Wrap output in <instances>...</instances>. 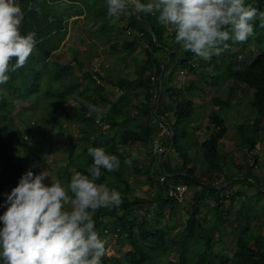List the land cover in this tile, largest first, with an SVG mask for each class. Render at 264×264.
<instances>
[{
    "label": "trees",
    "instance_id": "16d2710c",
    "mask_svg": "<svg viewBox=\"0 0 264 264\" xmlns=\"http://www.w3.org/2000/svg\"><path fill=\"white\" fill-rule=\"evenodd\" d=\"M81 1L18 0L19 6L24 13L20 27L21 34L26 35L29 32H35L37 48L35 53L38 54V57L35 59V56L32 55L31 61H27L24 67L15 71L19 79L18 82L9 80L6 84L0 85V118H3L7 109L13 106V99L39 103L43 99L55 97L57 101L64 103L66 95L74 94L88 104L95 105L96 111L90 112L81 102L76 111H67L73 120H80L83 125L79 129L77 141V147L81 151L80 156L78 153L77 164L73 162V158L69 154L71 152V145L67 146V165L71 163L75 165H73V174L75 172L87 174L86 169L93 163V158L88 155V149L90 147H102L106 152L117 155L123 160L130 159L132 161V171L144 173L145 182L151 184L154 181L157 184L158 188L153 196L146 199L139 198L134 194V187L128 178L125 177L124 172H108L102 169L103 174L97 183H106L110 188H115L121 192L122 203L118 207L111 206L97 210L93 216L95 230L102 236V231L105 228L111 231L118 229L120 234L119 239H117L118 246L121 248L124 244L130 246L128 251H122L120 248H117L114 255L109 257L104 256L102 264H160L159 261H161L162 256L172 251L175 246H177L179 251L177 257L174 260L165 261V264H264V235L254 236L251 230L252 222H262L264 220V203L259 205V213L257 215L248 209L249 206L244 200L241 201L235 210L233 218L236 222L237 235L234 238L232 246L235 255L234 258L230 259L226 255V253L230 252V248H223L220 239H217V242L214 240L217 226L226 222L230 217V214L222 208L225 199V195L222 194L224 187L204 182L200 176L195 175L194 169L189 167L192 160L191 157L187 152L180 154L179 147L176 145L177 136H185L182 131L178 132V125L189 123L194 112L193 101L185 96V93L190 91L194 86L192 87L191 83L186 87L177 88L172 83L178 69H186L192 73L195 72V67L192 65L194 53L185 51L182 45L175 42V33L169 35L166 28L158 22V13L125 15L124 23L114 27L118 34L130 31V34H126L127 36L121 40L120 50L132 54L135 48L142 46L144 56L138 69L140 72L137 73L135 79L129 80L126 77L117 79L116 81L108 79L110 83H115L116 86L125 88V92L112 101L106 95L103 85L105 79L100 77V75L94 74L96 76L95 79L92 73L88 71L84 72L83 78L88 79V82L83 85L82 81L77 79H67L73 69L70 63L56 65L48 60L50 54L57 50L64 39L69 19L72 17L92 10V14L96 15L93 21V25L96 26L95 31L105 32L110 29L111 18L107 15V0H100L101 5L95 9L92 7L95 0L88 2L87 7L80 5ZM59 2L63 4V8L61 10L54 9V3ZM141 2L147 3V0H141ZM246 4L253 5L258 9V12H264V0H246ZM260 21L261 17L259 15L253 21V40L255 45L258 44L256 52L249 51L248 56L245 57V55L243 58V54L238 50L233 52V54L223 57L225 61H227V57H231L230 62L224 64L223 71L225 78L230 79L232 84L228 87L224 98L213 96L211 99L213 106L222 109L229 106L231 100L235 97V92H237V89H240L241 85H245L252 90L250 105L255 112V116L248 122L238 123L235 130L239 145L251 155L253 164L250 166L246 165L241 175H226L225 161L227 160V156L220 151L219 141L225 135L227 127L224 118L218 110H211L208 113V125L206 129L209 133L200 143V146L204 165L203 173H207L208 175L224 174L225 182H247L249 186L255 188L258 194L264 195L263 182L259 174L253 171V166H256L258 163V157L252 153L264 130V27H260ZM172 43H175L179 54H177V51H172L174 49L171 45ZM229 43L230 49L233 45L245 46V44ZM116 47L117 45L114 44L113 49ZM230 49L226 51L229 52ZM162 51L167 53V58L159 63L155 59L154 54ZM14 62L15 60H13ZM221 62L223 60H220ZM147 65L154 68V71L151 74L145 75L143 71L146 70ZM26 76L30 78V85H25L23 81V78ZM152 76L156 78L157 83L159 80L161 82L162 97L165 95L175 106L172 113L174 128L172 147H174L175 151L179 152L182 159L180 164L171 166L169 161L167 162L170 152L163 156L157 166L159 174L167 173L169 177L163 185L158 183L154 178L149 167L150 164L140 166L123 149L118 152V147L114 141H111L106 146L98 145V139L104 133L102 134L100 127L95 122L99 117V120L107 124L108 128L114 132L118 131L119 138L117 143L120 145L134 142L147 145L154 135L155 127L151 125H144L139 128L126 126L132 120L128 109L130 97L127 91L136 88H141L145 91V101L141 106H137V116L146 114L150 119L151 109L153 108L149 92V88L153 85ZM101 104L103 105L102 111L99 109ZM158 113L162 114L160 104ZM47 116L61 129L59 114L53 111L47 114ZM39 127L41 126L39 125ZM23 131L19 128L14 130V143L12 141L11 145H8L0 135V169L4 176L0 179V197L3 194L10 193L17 186L21 176L29 169L33 171L34 175L41 172V167L38 164L40 155L38 142L42 138V131L39 130L38 135H35L33 134L34 130L32 131L31 127L27 126L26 134L28 137H23ZM184 133H187V130L184 129ZM29 140H33V143H30ZM16 143H20L21 153L16 151ZM70 174L64 168L59 179L61 180V177L64 176L66 183H69L71 180ZM113 179H116L118 183L114 184ZM170 179L175 183H183L187 186L195 187L191 195V202H187L186 204L188 206L187 218L184 223L183 234L178 240L170 239L166 224H162L159 217L160 211L166 207H168V216L172 217L175 205H179L173 199L163 194L164 187L173 183ZM143 202L154 204L153 221L144 218L140 219L135 213L134 207ZM205 202L211 205V211L215 214L212 225L207 228L202 226L201 223V221H205V218L201 217L202 205ZM118 210H122L121 213H117ZM5 211L6 206L0 205V215H3ZM2 227L3 225L0 223V228ZM191 241L194 244L193 248L190 247ZM214 245L217 246V252L214 251ZM0 264H2V261H0Z\"/></svg>",
    "mask_w": 264,
    "mask_h": 264
},
{
    "label": "clouds",
    "instance_id": "9594fccd",
    "mask_svg": "<svg viewBox=\"0 0 264 264\" xmlns=\"http://www.w3.org/2000/svg\"><path fill=\"white\" fill-rule=\"evenodd\" d=\"M138 13H158V22L175 33V42L205 60L229 50V42H247L254 35L253 21L258 15L260 27H264V12L246 0H107L109 18ZM23 16L18 0H0V85L9 81L10 73L24 67L35 50V32L21 34ZM151 78L153 85L160 82ZM161 98L162 93L159 102ZM81 103L90 112L96 111L95 105ZM105 130L100 128L102 134ZM88 155L93 163L87 174L75 172L67 184L59 179L45 184L50 177L47 170L34 175L29 169L16 187L4 194L6 211L0 215L2 264H102L107 241L95 230L93 216L101 208L118 207L122 193L97 181L102 169L118 171L121 161L102 147H90ZM124 163L131 166L132 161L125 159ZM226 255L234 258L232 252Z\"/></svg>",
    "mask_w": 264,
    "mask_h": 264
},
{
    "label": "rangeland",
    "instance_id": "374dc122",
    "mask_svg": "<svg viewBox=\"0 0 264 264\" xmlns=\"http://www.w3.org/2000/svg\"><path fill=\"white\" fill-rule=\"evenodd\" d=\"M63 8L62 3H54V9L58 10ZM73 18L69 19L68 22V28L69 31H71L73 27ZM245 46H234L230 49L228 52L229 54H233V52H236L239 50L241 54L247 57L249 51L256 52L257 45H255V42L253 40V36L249 37L247 42L243 43ZM239 47V49H238ZM241 47V48H240ZM37 51L36 45L35 50L32 53V55L35 56V59H37L38 54L35 52ZM225 51L223 52V55H216V59L218 60V65H221V63L224 62H230V57H227V61L224 60L223 57H225ZM31 55V56H32ZM31 56L28 59V61H31ZM73 54L71 53L70 49H61L52 52L49 56L50 61L57 65H61L63 63H70L72 67L75 69H72V71L69 73V77H67L68 80L77 79L79 81H82V83L86 84L88 82V79H83V71L84 67L85 69H88V66L97 60V58L92 57L91 59H88V52L85 51L76 58L81 61L82 69L80 66H78V63L74 60ZM220 59L223 60V62L220 63ZM100 60V59H99ZM202 64V62L200 63ZM203 69V70H202ZM103 71V70H102ZM201 72V73H200ZM219 75L217 78L213 80V78L210 79L209 75L210 73H207L205 71V68H201L200 71L198 70V73H196V81L195 84H197L198 87H195V89L190 90L187 93V96L193 100V106H194V112L192 114V118L190 119L189 123H183L187 126V134L185 137H180V135L177 136V144L179 147L180 154L188 153L191 157V163L189 164V167H192L194 169V173L197 176H200L201 180L204 182H208L210 184L219 185L224 187L222 194L225 195V199L223 201V209L226 210L230 217L228 220L220 225L217 226L216 231L214 233V240L217 242V239L221 240V245L223 248L229 247L230 252H232L235 255V251L232 250L233 241L234 238L237 235V229H236V222L234 220V213L235 210L240 205L241 201L244 200L247 205L249 206V210L256 215L259 213L258 208L259 205H262L264 203V195L258 194L257 191L253 186H249L247 182H225L224 181V174L223 175H216L211 174L208 175L207 173H203L204 171V165L202 161V155H201V146L200 143L208 136L209 131L206 129L208 125V113L211 110H218L222 117L225 119L226 125L228 126V134L225 135L224 139L220 140L219 149L223 153L226 154L227 160L225 161V173L227 174H236L241 175L243 174L245 170L246 165H252L253 159L249 153L246 152L244 148H242L238 143V138L235 133V128L238 123H242L243 121L248 122L249 120L253 119L255 116V112L253 108L250 105L251 99H252V90L247 88L245 85H241L240 89H237V92H235V97L231 100V105L229 107H224L222 109H218L217 107L213 106L211 99L213 96H221V98H224L227 94L228 87L232 84L231 80L226 79L224 76V71H222V67L220 66L218 69ZM11 81L18 82L19 79L15 72H12L9 74ZM190 77H194V73L190 72ZM209 77V78H208ZM85 78V77H84ZM83 79V80H82ZM23 81L25 85H30V78L28 76L23 78ZM189 80H187V83ZM215 82V83H212ZM190 83V82H189ZM93 87V85H92ZM116 92L111 90L109 91V95L112 99L115 98ZM80 98H76L75 95H72L70 97L69 95L65 96V102H59L55 97H49L47 99H43L37 102H29V101H22L18 99H13V106L9 107L4 114L3 118H0V135L1 137L6 141L8 145L12 144V141L14 143L13 139V132L15 129L19 128L24 130L23 131V137H28L26 134V128L27 126L31 127V130L33 131V134L38 135V131H42V138L38 142L39 145V159L38 164L41 167V171L47 170L49 173V178H47L44 183L50 185L51 180H57L59 179V176L62 175L64 168L69 172V174L73 175L74 171V164L71 163L67 165V157H68V150L67 146H70L71 152L69 153L72 157L75 156L76 164L78 160V155L73 156V152L76 154L78 143V137H79V129L82 128V122L80 120H73L68 112H74L78 108V104H80ZM129 113H132L133 115H137L136 107L129 106ZM103 110V105H100V111ZM55 111V113L59 114V123L61 124V129L57 127L55 123H53L47 116V114L52 113ZM136 111V112H134ZM22 116V117H21ZM24 117V118H23ZM39 125L41 127H39ZM182 125V123H181ZM179 126V125H178ZM179 129V127L177 128ZM106 131H109L106 133ZM113 131V130H112ZM111 130L108 128L104 131V135L101 139L108 138L107 134H109ZM192 133V134H191ZM118 135L117 133H114ZM261 137L259 140V143L262 145V149L264 150V132L261 133ZM34 135V136H35ZM33 136V137H34ZM192 136H194V139H192ZM107 140V139H105ZM30 143H33V140H29ZM263 142V143H262ZM259 143H257L259 145ZM166 145V141H165ZM134 145V143L122 145V149L125 151V153L130 154L133 159L137 161V164L140 166L144 163L142 160H144L142 157H146V153L144 151H140V149H137V146ZM167 146V145H166ZM16 151L18 153H21V145L20 143L15 144ZM125 147V148H124ZM262 149L260 148V145L253 150V154L258 157V163L256 166H253V171L257 172L261 178V181L263 182L264 186V156L261 154ZM144 154H143V153ZM170 154L167 157V162L169 161V164L171 166H174L175 164H180L182 162V159L180 158L179 152L174 150V147L172 150L169 151ZM168 152V153H169ZM167 153V154H168ZM153 155V154H152ZM151 155V156H152ZM154 156V155H153ZM149 158V157H146ZM73 159V162L75 161ZM157 159V158H156ZM153 158V161L156 160ZM143 163V164H142ZM67 165V166H66ZM74 165V166H73ZM235 165V167H234ZM66 166V167H65ZM132 167L127 165L126 171H124V175L128 180L130 181L131 185L134 187V194L138 196L139 198H148L150 196H153L155 191L157 190L158 186L153 181L151 184L148 182H145V174L144 173H137V171H132ZM154 178L159 173L155 167L150 169ZM4 176L2 174V171L0 169V179H2ZM60 180V179H59ZM61 181L64 184L66 183L65 177H61ZM170 181H173L170 179ZM114 184H117L118 181L115 179ZM188 190L186 193V198L183 203L179 205H175L174 208V215L172 217L168 216V207L160 211L159 217L161 219L162 224H166V229L168 231V235L170 239L178 240L180 236L183 234V228L184 223L187 218V202H191V195L193 193V189L195 187L193 186H187ZM3 194L0 197V205H5L6 197ZM208 202H205L202 205L201 209V217L205 218V221H201L202 226L207 228L208 226L212 225L214 221L215 214L213 211H211V205L207 204ZM6 206V205H5ZM135 213L140 219H147L149 221L154 220V204L150 202H143L134 207ZM122 210H118L117 213H121ZM251 230L253 232L254 236L257 235H264V220L261 221H254L251 223ZM102 237L106 239V234L102 231ZM107 243H109V239H106ZM106 243V244H107ZM194 246L193 241L190 242V247ZM114 248V254L116 249L120 248L122 251H128L130 249V246L128 244H124L121 248L118 246V243L116 242L113 244ZM193 248V247H192ZM214 251H218L217 246H213ZM178 248L177 246L173 247V250L164 254L161 258L160 264H165V261L167 260H174L177 257L178 254ZM112 254V255H114ZM118 254V253H117ZM110 255V254H109ZM110 255V256H112Z\"/></svg>",
    "mask_w": 264,
    "mask_h": 264
},
{
    "label": "crops",
    "instance_id": "0c3cea01",
    "mask_svg": "<svg viewBox=\"0 0 264 264\" xmlns=\"http://www.w3.org/2000/svg\"><path fill=\"white\" fill-rule=\"evenodd\" d=\"M90 1L91 0H82L80 2V5H84L85 7H87L88 2H90ZM93 2L94 3L92 4V7L94 9L99 8V6L101 5L100 0H95ZM93 16H94V13L92 14V10H91L90 12L88 11V12L82 13L79 16L72 17L73 22H74L73 27H72L71 31H69V28H67V33H66L64 39L61 41L57 50H59L60 47H61V49H65V50L70 49L71 53L74 55L72 60L76 61L78 63V66L81 67V69H82L81 61H79L76 58L77 56H79V54L87 51L88 52V59H91L92 57L97 58L98 62L97 61L92 62L88 66V69H85L86 67L83 68L84 69L83 74H84V72L88 71V72L92 73L93 75L98 74V75H100V77H103L105 79L103 85H104V88L106 91V95L108 96L109 99L114 101L119 97L120 94L125 92V88L118 87V86H116L115 83L114 84L110 83L109 80L116 81L117 79L124 78V77L128 78L129 80L135 79V77L137 76V73L140 72L138 69L140 68L141 62L143 61V56H144L143 55V49H142V46H138L137 48L134 49L132 54H130L127 51L120 50L121 40L123 39V37H125L127 35H126V33L118 34L116 28H114V27L120 26V25H122V23H124L125 15H121L118 18H111V21H110L111 27H110V29H108L105 32L95 31L96 26L93 25V21H94V18L96 15L94 17ZM114 44L117 45V47L113 49ZM171 45H172V47H174V49L172 51L173 52L177 51V54H179L178 49H176V47H175V43H172ZM57 50H55V51H57ZM55 51H53V52H55ZM225 55H228L227 51H226ZM154 57L160 63L166 59V54L164 51H162L159 53H155ZM215 57H217V56L213 55L211 57V59L205 60V59L198 57L194 54V57L192 60V65L195 67V72L193 75L194 77H190V75H189L190 72H188V73L186 72V74H185L186 79H182V78H179L177 76L178 72H176V74L174 75L175 79L172 83L173 86L180 88V87H186L192 83V87L194 86L192 89L194 90L195 87H198L197 86L198 82L195 79L196 73H198V70L200 71L201 68H205V71L207 73H210V75H209L210 79L213 77H214L213 80L215 78H217V76L219 74L216 72H218V69L220 66L222 67V71H223L224 62L221 63L222 65H218V61ZM220 60H222V59H220ZM201 62H202V64H200ZM63 64H66V63H63ZM63 64H61V65H63ZM93 64H95V66H93ZM148 68H149V66H148ZM148 68H146V70L143 71V74L147 75L153 71V68H150V69H148ZM73 69H75V68L73 67ZM83 79H85V78H83ZM187 80H189L190 83L189 82L187 83ZM195 81L197 84H195ZM212 83H215V82H212ZM83 85H84V83H83ZM130 88H132V87H130ZM111 90L116 92L114 99H112L109 95V91H111ZM188 92L185 93V96L188 99L192 100L191 98H189L187 96ZM127 93H128V96L130 97V102L128 103V105L136 107L135 110L138 111L137 106H141V104H143V102L145 101V91H143V89H141V88H136V89H129L127 91ZM69 96L72 97V95H69ZM76 98H80V97L76 96ZM79 100L81 102V98ZM159 104H160L161 111L167 112L172 117V113H173L175 106L167 97H165V95H163ZM229 105H231V103ZM227 107H229V106H227ZM137 115L136 114L133 115L132 113H130L132 120L126 126H130L131 128H137V127L139 128V127L144 126V125L150 126L149 122H150L151 118L149 119L146 114H140L139 116H137ZM263 121H264V119H263ZM243 122H245V121H243ZM225 125H226V122H225ZM187 126L188 125H184V124L181 125L180 124L178 126L179 127L178 132L182 131L183 135L186 136L187 133H184V129L187 130ZM226 127H227V131H226L225 135L228 134V130H229L227 125H226ZM110 130H111V132L109 134H107L108 138H105L107 140L101 139L103 137V135H102L98 139V141H99L98 145L106 146L111 141H114L118 147L117 151L120 152L122 150V145L117 143L118 138H119V134L118 135L114 134V133H117L118 131L114 132V131H112V129H110ZM263 132H264V130L262 131V133ZM235 133H236V130H235ZM225 135L223 136L222 139H224ZM185 136H180V137H185ZM237 138H238V136H237ZM192 139H194V136H192ZM222 139H220V140H222ZM134 145H136L137 149H140V151H144L146 153V157H149V158L142 157L144 159V160H142V162L144 163V164L142 163L143 165H149L150 164L149 167L153 168L154 163H158V160L153 161V159H152L154 156L151 153L149 143L147 145H141L138 142H134ZM259 145H260V148L262 149V145L260 143H259ZM76 150H77V152H76V154L73 152V156L78 155V153H79V155L81 154L80 153L81 151H79L80 149L76 148ZM263 151L264 150L262 149V152ZM263 153H261V154L263 155ZM72 158L75 159V156ZM120 161H121V166H120V169L118 171L124 172L127 169V165L124 163V160L122 158H120ZM150 161H152L151 162L152 164L149 163ZM74 162H76V159ZM155 169H157V168H155ZM114 180L115 179H113V182H114ZM101 238L105 239L102 236H101Z\"/></svg>",
    "mask_w": 264,
    "mask_h": 264
},
{
    "label": "built area",
    "instance_id": "2783aa9c",
    "mask_svg": "<svg viewBox=\"0 0 264 264\" xmlns=\"http://www.w3.org/2000/svg\"><path fill=\"white\" fill-rule=\"evenodd\" d=\"M168 31V29H167ZM130 31H127V34H129ZM168 34L171 35L173 32L168 31ZM95 66V64H93ZM186 69H179L178 75L181 78L185 77ZM96 79V77H94ZM150 94H151V103L152 109H151V126L155 127L154 135L150 141V150L152 154L154 155V158L156 161L158 160V163H154V167L157 168L159 162L162 160L164 155H167V153L173 149L172 145V136L174 133L173 128V122L170 118L169 114L167 112L158 113V105L161 95V85L160 82L158 84H155L150 88ZM100 109V108H99ZM97 125L102 129L105 130L108 126L105 125L102 121L96 119L95 121ZM166 141V145H165ZM259 145L256 144L255 147L257 148ZM264 156V153H263ZM155 161V162H156ZM155 179L163 185L167 182L169 179L167 173H161L157 174ZM188 187L186 184L183 183H170L167 187H164L163 194L173 199L176 203L180 204L182 203L186 198ZM103 233L106 234L107 239H109V243L106 244V257H109L114 253L113 244L117 242V239H119V230L116 229L115 231H111L108 228L103 229ZM110 254V255H109Z\"/></svg>",
    "mask_w": 264,
    "mask_h": 264
},
{
    "label": "bare ground",
    "instance_id": "6f19581e",
    "mask_svg": "<svg viewBox=\"0 0 264 264\" xmlns=\"http://www.w3.org/2000/svg\"><path fill=\"white\" fill-rule=\"evenodd\" d=\"M96 121V120H95ZM171 182H173V181H171Z\"/></svg>",
    "mask_w": 264,
    "mask_h": 264
}]
</instances>
